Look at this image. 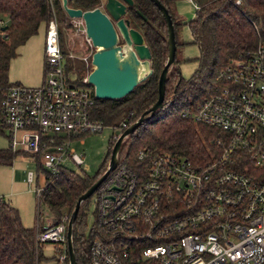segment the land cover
Listing matches in <instances>:
<instances>
[{
  "label": "built area",
  "instance_id": "obj_1",
  "mask_svg": "<svg viewBox=\"0 0 264 264\" xmlns=\"http://www.w3.org/2000/svg\"><path fill=\"white\" fill-rule=\"evenodd\" d=\"M51 11L41 83L0 82V128L12 151L39 154L43 176L57 174L67 159L81 166L71 141L105 127L91 115L95 95L88 73L74 80L67 67L78 58L90 69L92 41L85 36L91 49L84 56L70 47L65 52ZM8 20L0 12V41L8 38ZM66 25L86 35L81 16H68ZM215 80L196 105L180 112L220 129L207 160L140 148L137 167L118 162L91 196L95 235L84 264L264 263V39L230 58ZM127 126L111 127L120 134ZM34 175L28 171L29 183ZM43 187L35 186L40 213ZM67 219L37 223L36 243L64 246Z\"/></svg>",
  "mask_w": 264,
  "mask_h": 264
},
{
  "label": "trees",
  "instance_id": "obj_2",
  "mask_svg": "<svg viewBox=\"0 0 264 264\" xmlns=\"http://www.w3.org/2000/svg\"><path fill=\"white\" fill-rule=\"evenodd\" d=\"M159 1L169 10L176 38L179 25L184 23L173 16L172 6L175 0ZM191 1L196 4L197 9L194 18L185 23L189 26L194 43L199 46L197 67L188 78H183L175 58V63L170 66L166 76L163 106L150 119L137 126L134 133L123 139L118 152L120 164L126 162L133 168L137 167L136 154L140 148L170 152L195 161L207 160V149L213 146V138L221 135L220 129L195 122L180 112L185 105H196L199 102L207 88L216 83V74L230 58L244 49L254 47L259 39H264V0H240L239 4H235V0ZM101 3L102 0L68 1L69 6L82 10ZM51 7L54 10L56 7L62 9L60 0H0V12L6 13L9 19L8 38L0 41V82L6 81L4 72L7 61L14 56L16 46L35 34L41 23L46 26L52 14ZM126 9L125 17L129 19V24L141 32L149 47L153 72L121 98H94L91 115L105 126H119L122 121L129 125L156 101L158 77L168 54L167 23L154 2L133 0V4ZM183 43L176 38L177 46ZM81 62L75 68L79 73L78 77L85 75V66ZM1 132L3 130L0 128ZM115 139L116 136L110 139L107 157L93 177L79 165L77 166L80 168L75 170L66 164L60 167L57 174L44 175L42 204L51 213L52 223L60 221L64 214L69 217L78 196L105 170ZM18 154L9 145L1 147L0 165H11ZM34 161L37 169L42 170L39 154H35ZM90 198L80 204L73 224L76 264L86 263L88 247L95 235L85 222ZM37 223L39 226L43 224L39 209L35 225L27 227L22 224L19 209L0 195V264H68L67 240L64 246L52 243L54 254L46 256L42 249L44 243H36ZM63 251L66 256L60 262L59 256Z\"/></svg>",
  "mask_w": 264,
  "mask_h": 264
},
{
  "label": "water",
  "instance_id": "obj_3",
  "mask_svg": "<svg viewBox=\"0 0 264 264\" xmlns=\"http://www.w3.org/2000/svg\"><path fill=\"white\" fill-rule=\"evenodd\" d=\"M159 8L167 23V57L158 77V94L156 101L122 133L116 136L105 170L76 199L70 216L67 219L66 238L68 264H76L73 252L72 230L80 204L91 197L94 189L107 177L108 173L118 164V152L124 138L134 133L141 123L151 118L164 103L165 80L167 73L175 63L176 38L174 23L168 8L159 0H152ZM126 4L132 5L133 0H105L102 9L99 6L82 10L68 5V0H61L63 11L69 17L81 16L86 26V36L92 41L94 50L91 53L90 69L86 81L94 87L97 98H121L133 90L136 84L153 72L151 67L152 54L143 39L141 32L129 24L125 17ZM5 27V26H4ZM122 40V42L120 41Z\"/></svg>",
  "mask_w": 264,
  "mask_h": 264
},
{
  "label": "rangeland",
  "instance_id": "obj_4",
  "mask_svg": "<svg viewBox=\"0 0 264 264\" xmlns=\"http://www.w3.org/2000/svg\"><path fill=\"white\" fill-rule=\"evenodd\" d=\"M105 1V0H102ZM61 2V0H60ZM62 8V6H61ZM197 6L190 0H175L172 6V13L175 19L182 21L184 24L179 25L176 38L178 41L184 42L176 47V59L178 60V68L183 78H188L191 74L194 73L197 67V57L199 56V46L197 43H194L192 38L189 26L185 23L188 20L194 18L195 11ZM59 7L55 8L57 14V24L60 30V44L62 49L67 52V48L70 47L73 54L78 56H84L91 49L90 43L86 41V35L73 34L70 32L66 21L68 19L65 11H62ZM46 32V27L44 23L39 25L38 31L35 34H32L24 41V43L16 46L15 54L13 57H10L7 61L6 71L4 72L5 82L7 83H21L26 86H35L41 83L43 79V49H44V36ZM67 37V39L65 38ZM71 44H70V42ZM121 41V40H120ZM89 58V64H90ZM81 60V59H79ZM82 61V60H81ZM78 59L74 58V61L69 63L67 67L71 68V76L74 80L78 77V71L75 69L80 62ZM82 63V62H81ZM89 67L85 68V74L88 73ZM76 81H74L75 83ZM119 134V130L112 128L110 125H106L100 132H92L83 134L81 136L75 137L70 144V147L77 153L82 156V165L81 168L88 175L92 176L101 168L104 163L105 158L107 157V152L109 150V141L112 136ZM9 144L8 135L5 132L0 133V148L5 147ZM20 154L17 155L11 165L18 168V171L22 176H26L28 171H34V176L36 179L29 183L28 181L20 183L16 196L14 197V205L20 211L21 221L27 227H33L35 225V216L37 212V202L38 195L35 193V186L39 185L40 187L44 186L45 178H43V173L41 170L37 169V163L32 160H27L21 158L19 155L29 156L30 153L26 151H19ZM68 167L77 170L78 166L69 159L64 161ZM1 166V165H0ZM9 197V196H8ZM5 199H8L5 197ZM13 205V204H12ZM13 205V206H14ZM85 222L87 228H90L94 224V208L90 201L87 205ZM41 209V216L44 220L43 223H46V220H51V213L43 204L39 205ZM47 220V221H49ZM43 253L50 257L53 255V244L51 242L43 244Z\"/></svg>",
  "mask_w": 264,
  "mask_h": 264
},
{
  "label": "crops",
  "instance_id": "obj_5",
  "mask_svg": "<svg viewBox=\"0 0 264 264\" xmlns=\"http://www.w3.org/2000/svg\"><path fill=\"white\" fill-rule=\"evenodd\" d=\"M21 158L27 160H34V158L25 155H19ZM17 158V157H16ZM18 171V168L14 166L1 165L0 166V195L7 197L8 201L14 205V197L17 194L15 191L20 183L28 181L26 176H22ZM9 196V197H8ZM14 206H17L16 204ZM18 207V206H17Z\"/></svg>",
  "mask_w": 264,
  "mask_h": 264
},
{
  "label": "flooded vegetation",
  "instance_id": "obj_6",
  "mask_svg": "<svg viewBox=\"0 0 264 264\" xmlns=\"http://www.w3.org/2000/svg\"><path fill=\"white\" fill-rule=\"evenodd\" d=\"M69 1V0H68ZM104 1H102V3L100 5H98L101 9H102V5H103ZM129 6L128 4H126V7ZM121 40V39H120ZM122 42V40H121Z\"/></svg>",
  "mask_w": 264,
  "mask_h": 264
}]
</instances>
